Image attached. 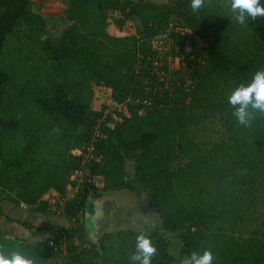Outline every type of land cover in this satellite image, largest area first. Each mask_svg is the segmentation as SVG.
Instances as JSON below:
<instances>
[{
    "label": "trees",
    "instance_id": "16d2710c",
    "mask_svg": "<svg viewBox=\"0 0 264 264\" xmlns=\"http://www.w3.org/2000/svg\"><path fill=\"white\" fill-rule=\"evenodd\" d=\"M66 1L69 25L54 36L45 35L32 0H0V219L3 204L56 214L52 203L75 186L79 154L97 130L94 181L105 192H145L163 228L178 232L181 255L211 249L214 264H264V114L249 108L244 126L228 102L264 68V17L240 24L230 0H204L197 12L190 0ZM111 10L120 25L136 19V31L111 34ZM169 22L172 41L161 50L152 41ZM101 88L116 105L107 116L95 106ZM212 119L223 137L206 147L191 130ZM85 189L61 211L66 233L60 225L50 235L65 242L63 263L130 264L133 252L124 250L135 233H113L122 239L119 257L106 250L109 234L99 246L87 236ZM31 220L16 221L37 229ZM147 237L157 249L152 264H173L164 238ZM48 239L12 237L0 227V253L47 264L55 254Z\"/></svg>",
    "mask_w": 264,
    "mask_h": 264
},
{
    "label": "rangeland",
    "instance_id": "374dc122",
    "mask_svg": "<svg viewBox=\"0 0 264 264\" xmlns=\"http://www.w3.org/2000/svg\"><path fill=\"white\" fill-rule=\"evenodd\" d=\"M155 3L164 4L168 3L169 0H151ZM67 6L66 0H32L31 8L34 12L43 16L45 20V35H54L58 36L64 27L69 25V22L65 18V9ZM107 16L110 20V26L108 28L111 34L115 35H132L136 31L137 20H126L123 25L118 24V20L120 18L119 12L117 10H111L107 12ZM173 22L168 23V30H171V26ZM179 29V28H177ZM193 39H196L194 37ZM200 44H203L200 42ZM169 64L170 57H168ZM95 102L96 107L99 109H103V112L108 115V112L116 106L111 99L109 98V91L105 88H101L96 91L95 94ZM111 122V121H110ZM191 136L197 140L198 142L203 143L206 147L211 146L215 141L221 139L223 137V128L217 119H212L205 121L202 124H199L192 128ZM124 178L128 180L134 174V163L132 159L127 158L123 167ZM99 178L102 179V175L99 174ZM93 189L98 194H107L108 192L103 191L102 180H97V177L93 183ZM116 191H123L128 196V202L123 199L120 195L116 193ZM111 192V191H109ZM117 198H119L120 202L125 206H129L127 211H125L123 215H125V223L121 225L114 224V229L109 233V236L105 238L103 243L105 244L106 250L108 253L113 251L116 257H119L121 254V237L113 234L117 230H122L130 233H143L146 236H151L152 234L157 233L158 236L164 238L168 245V251L173 256L174 261L173 264H180V261L186 256L181 255V240L178 237L177 231H168L162 226V218L160 213L155 210V207L151 206L145 196V192H139L138 194L134 191H130L127 189H118L112 191ZM116 193V194H115ZM4 207V204H3ZM55 215V214H51ZM65 221V220H64ZM113 234V236L111 235ZM135 234L129 236L128 243L126 244L124 252H135L134 247H136V238ZM136 234V235H139ZM88 236V235H87ZM88 245H85V248H88ZM61 257H63L62 261L67 257L66 251L62 252ZM65 256V257H64ZM95 264H101L100 259H95Z\"/></svg>",
    "mask_w": 264,
    "mask_h": 264
},
{
    "label": "clouds",
    "instance_id": "9594fccd",
    "mask_svg": "<svg viewBox=\"0 0 264 264\" xmlns=\"http://www.w3.org/2000/svg\"><path fill=\"white\" fill-rule=\"evenodd\" d=\"M203 5L204 0H190L193 12H197ZM230 7L237 13L236 20L240 24H244L246 18L256 20L264 17V4L261 0H230ZM228 102L235 109L233 115L241 125L248 126L253 118L249 108L264 114V68L257 69L246 84L236 87L229 95ZM156 253L157 249L151 239L141 233L136 237V250L129 258L130 264H152ZM214 261L212 250L204 249L203 252L192 251L180 264H214ZM0 264H33V261L19 252L11 255L0 253Z\"/></svg>",
    "mask_w": 264,
    "mask_h": 264
},
{
    "label": "built area",
    "instance_id": "2783aa9c",
    "mask_svg": "<svg viewBox=\"0 0 264 264\" xmlns=\"http://www.w3.org/2000/svg\"><path fill=\"white\" fill-rule=\"evenodd\" d=\"M172 24L173 26H171V30L174 27V23ZM179 29H177L176 27L174 30L176 31ZM171 30L170 31L168 30L167 34H163V35L160 34L158 37L153 39L152 41L153 46L160 47L161 50L164 49V47H166V49L168 50V48L170 47V43L172 41L171 35L169 34ZM169 57L171 58V56ZM97 134L98 131L93 130V136L90 139V141L86 144L85 151L79 154L78 166L73 176L75 180V186L70 191H68L64 196L60 197L57 203H52L53 205L51 206V209L53 211H56L57 213L61 214L63 207L67 204L68 201L70 200L72 201L73 199L76 198L80 189L84 190L85 188L92 187L94 183V175L93 173H91L90 169L91 166L94 164L95 159L97 158L96 156L97 150L95 149V144H94L95 141L97 140L96 138ZM73 220L74 219L72 218L71 221L73 222ZM69 226L70 223H68V227ZM62 228L63 229L61 230V233L64 235L67 231V227L64 226ZM48 245L54 249L55 254L51 259L48 260L47 264H64L62 261L63 257H61L63 256L62 252L64 250L66 251L64 240L57 241L55 237L52 236L51 238L48 239Z\"/></svg>",
    "mask_w": 264,
    "mask_h": 264
},
{
    "label": "crops",
    "instance_id": "0c3cea01",
    "mask_svg": "<svg viewBox=\"0 0 264 264\" xmlns=\"http://www.w3.org/2000/svg\"><path fill=\"white\" fill-rule=\"evenodd\" d=\"M27 208L28 207L23 203H21L17 209H12L9 205H4L3 211L4 214H6L5 217L7 218L2 217L0 219V227L7 233L8 236L27 238V240L30 241H37L38 239L51 238L52 236L50 235L53 230L56 229V226L59 227L61 225L68 228V222L60 213H56L54 216L50 215L48 217H44L42 214L31 212ZM8 217L12 220L8 219ZM27 217L32 219L35 217L36 221H31L35 224L37 229L27 230L16 221H22Z\"/></svg>",
    "mask_w": 264,
    "mask_h": 264
},
{
    "label": "water",
    "instance_id": "95a60500",
    "mask_svg": "<svg viewBox=\"0 0 264 264\" xmlns=\"http://www.w3.org/2000/svg\"><path fill=\"white\" fill-rule=\"evenodd\" d=\"M120 205L121 202L115 195L98 194L93 188L87 190L84 225L86 234L95 245L99 246L101 236L113 231L112 218Z\"/></svg>",
    "mask_w": 264,
    "mask_h": 264
},
{
    "label": "flooded vegetation",
    "instance_id": "af4514ba",
    "mask_svg": "<svg viewBox=\"0 0 264 264\" xmlns=\"http://www.w3.org/2000/svg\"><path fill=\"white\" fill-rule=\"evenodd\" d=\"M108 193H110L112 195L114 194L112 192H108ZM116 193L118 195H120L122 197V200L124 199L126 201V203H128V204L130 203V202H128V196L125 193H123V191H121V192L120 191H116ZM128 207L129 206H126V205L124 206L121 203L120 207L115 211V213L113 215L112 222L114 224H116L118 226V225H121V224H124L125 223V217L126 216L123 215V214H125L124 212L127 211V209H129Z\"/></svg>",
    "mask_w": 264,
    "mask_h": 264
}]
</instances>
